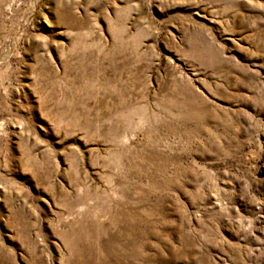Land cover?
Listing matches in <instances>:
<instances>
[{
    "label": "rangeland",
    "instance_id": "obj_1",
    "mask_svg": "<svg viewBox=\"0 0 264 264\" xmlns=\"http://www.w3.org/2000/svg\"><path fill=\"white\" fill-rule=\"evenodd\" d=\"M0 264H264V0H0Z\"/></svg>",
    "mask_w": 264,
    "mask_h": 264
}]
</instances>
